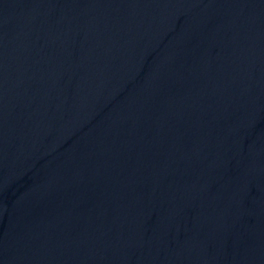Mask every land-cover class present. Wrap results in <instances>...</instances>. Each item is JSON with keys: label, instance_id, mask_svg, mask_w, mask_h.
Segmentation results:
<instances>
[{"label": "water", "instance_id": "water-1", "mask_svg": "<svg viewBox=\"0 0 264 264\" xmlns=\"http://www.w3.org/2000/svg\"><path fill=\"white\" fill-rule=\"evenodd\" d=\"M0 264H264V0H0Z\"/></svg>", "mask_w": 264, "mask_h": 264}]
</instances>
